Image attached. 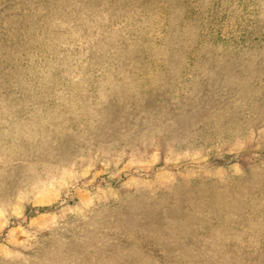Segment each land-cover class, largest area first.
<instances>
[{"label": "rangeland", "instance_id": "rangeland-1", "mask_svg": "<svg viewBox=\"0 0 264 264\" xmlns=\"http://www.w3.org/2000/svg\"><path fill=\"white\" fill-rule=\"evenodd\" d=\"M0 264H264V0H0Z\"/></svg>", "mask_w": 264, "mask_h": 264}]
</instances>
